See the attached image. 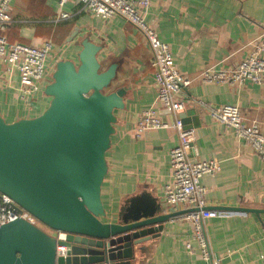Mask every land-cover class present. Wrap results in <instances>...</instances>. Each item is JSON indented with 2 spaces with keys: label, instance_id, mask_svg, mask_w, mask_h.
<instances>
[{
  "label": "crops",
  "instance_id": "obj_1",
  "mask_svg": "<svg viewBox=\"0 0 264 264\" xmlns=\"http://www.w3.org/2000/svg\"><path fill=\"white\" fill-rule=\"evenodd\" d=\"M62 10L69 17L55 21V0H12L8 38L30 45L51 40L49 63L54 66L60 59L74 61L79 51L75 46L87 37L101 47L97 59L103 69L117 63L108 89L124 88V105L114 110L115 132L105 154L108 169L101 185L105 216L100 219L119 222L125 203L143 193L160 204V214L169 213L172 207L165 202L163 192L171 181L169 151L177 145L178 135L174 129H147L140 137L134 136V126L144 110L152 109L164 122L172 121L169 110L157 99L145 36L119 15L107 19L92 15L78 0L66 2ZM142 15L168 44L178 71L190 80L183 90L184 108L179 115L186 127L196 129L191 159L211 158L220 165L216 174L200 180L205 187V208L229 212L204 221L210 251L221 264H264V213L224 209L264 208V163L201 103L236 105L264 134V84L237 86L197 78L209 67L234 69L254 43L264 41V0H150ZM76 26L77 34L66 42ZM55 38L62 42H55ZM46 82L23 100L16 90L18 72L0 61V114L5 121L40 114L50 100L44 93ZM187 241L193 251L186 249ZM134 251L131 264H203L192 240V228L181 215L164 222L158 236L135 245Z\"/></svg>",
  "mask_w": 264,
  "mask_h": 264
},
{
  "label": "water",
  "instance_id": "obj_2",
  "mask_svg": "<svg viewBox=\"0 0 264 264\" xmlns=\"http://www.w3.org/2000/svg\"><path fill=\"white\" fill-rule=\"evenodd\" d=\"M77 31L76 26L66 42ZM80 46L76 63L56 61L44 87L50 100L40 114L13 122L0 114V192L41 225L22 218L1 224L0 264H131L135 245L158 236L168 219L197 209L160 214V204L143 193L125 203L119 222L100 219L105 154L125 89L108 92L117 63L102 69L101 47L87 37ZM58 231L66 233L64 241L56 239ZM57 245L66 247L64 254Z\"/></svg>",
  "mask_w": 264,
  "mask_h": 264
},
{
  "label": "built area",
  "instance_id": "obj_3",
  "mask_svg": "<svg viewBox=\"0 0 264 264\" xmlns=\"http://www.w3.org/2000/svg\"><path fill=\"white\" fill-rule=\"evenodd\" d=\"M12 0H0V61L18 72L17 94L23 100L33 96L42 85L49 81L54 70L49 63L53 42L46 40L40 45L10 42L2 34L11 22L10 4ZM70 0H55L58 12L55 21L69 17L62 7ZM82 7L94 16L107 19L119 15L133 24L145 36L151 52L150 67L153 69L157 89V99L172 115L171 122L161 120L152 109L144 110L134 126V136L140 137L147 129H174L178 143L169 151L171 181L165 185L163 197L172 208H197L181 215L192 228V240L195 241L203 264H221V259L212 255L206 239L203 224L211 217H224V210L205 208V187L201 178L214 175L219 170V162L214 159L192 160L190 155L197 138L196 129L186 127L179 113L184 108L183 90L190 80L181 75L174 64L167 43L160 40L157 32L144 20L143 13L150 0H78ZM201 82L228 83L242 85L264 84V41H257L248 54L231 70L204 69L197 77ZM48 83V82H46ZM210 115L226 127L231 128L236 137L248 144L264 163V134L255 121H247L238 106L225 104L213 106L201 102ZM17 218L33 224L36 220L29 212L16 204L8 195L0 192V225ZM39 225L40 224H36ZM57 240L64 241L66 233L55 232ZM186 249L193 251L190 241ZM56 250L64 254L66 247L57 245Z\"/></svg>",
  "mask_w": 264,
  "mask_h": 264
},
{
  "label": "trees",
  "instance_id": "obj_4",
  "mask_svg": "<svg viewBox=\"0 0 264 264\" xmlns=\"http://www.w3.org/2000/svg\"><path fill=\"white\" fill-rule=\"evenodd\" d=\"M11 26V24L2 32V34L7 38V40L8 41H10V42H15V41H12V40H10L9 38H8V29H9V27ZM54 41L55 42H57V43H61L62 42V39L60 38V39H58V38H55L54 39ZM80 42H81V40H80ZM103 68V67H102ZM107 90V89H106ZM107 92V91H106Z\"/></svg>",
  "mask_w": 264,
  "mask_h": 264
},
{
  "label": "rangeland",
  "instance_id": "obj_5",
  "mask_svg": "<svg viewBox=\"0 0 264 264\" xmlns=\"http://www.w3.org/2000/svg\"><path fill=\"white\" fill-rule=\"evenodd\" d=\"M79 45H80V42H79ZM75 46V47H77V49H75V50H80L81 49V46ZM75 60H74V62L76 63L77 62V57L75 56V58H74ZM53 67H55V64H54V66ZM103 69V68H102ZM51 80H52V78H50V80H49V82H51ZM109 89H107V91H108ZM49 103V102H48ZM35 224H39L38 223V221L37 220H34L33 221ZM41 226V225H40ZM46 230L48 231V232H50V233H52L53 231H51L50 229H47L46 228Z\"/></svg>",
  "mask_w": 264,
  "mask_h": 264
}]
</instances>
